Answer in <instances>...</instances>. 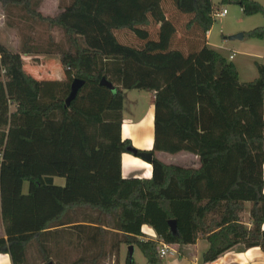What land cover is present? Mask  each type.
<instances>
[{
	"label": "trees",
	"instance_id": "obj_1",
	"mask_svg": "<svg viewBox=\"0 0 264 264\" xmlns=\"http://www.w3.org/2000/svg\"><path fill=\"white\" fill-rule=\"evenodd\" d=\"M162 1L60 0L50 18L38 13L41 0H0L5 12L20 10L17 23L43 24L62 38L49 36L41 49L28 36L18 56L0 44V254L12 264H29L32 244L42 263L52 264L47 245L71 230L82 255L70 264H100L107 250L116 261L121 246L149 257L161 242L182 247L205 236L264 252V65L256 64L255 80L241 83L234 66L208 46L216 12L210 0H169L189 17L185 50L174 48L177 29ZM221 3L264 16V4L254 0ZM121 30L139 44H122L115 35ZM249 36L264 40V26ZM21 55L95 57L97 69L77 71L69 82L36 81L21 72ZM6 69L13 77L3 81ZM74 79L85 83L66 106ZM125 91L154 94L150 179L121 176V155L131 147L121 138ZM155 152L195 155L200 168L165 165ZM247 203L250 229L241 223ZM144 226L157 241L139 240Z\"/></svg>",
	"mask_w": 264,
	"mask_h": 264
},
{
	"label": "rangeland",
	"instance_id": "obj_2",
	"mask_svg": "<svg viewBox=\"0 0 264 264\" xmlns=\"http://www.w3.org/2000/svg\"><path fill=\"white\" fill-rule=\"evenodd\" d=\"M43 0H41L42 2ZM214 9L216 11H220L222 9L227 10V15L223 18H215L214 23L209 31L208 36V44L212 46L211 48L222 55L226 60L231 63L238 73V79L244 82H251L257 78V68L256 64L264 65V40L255 39L249 36V32L256 28H262L264 26V16L262 14H256L253 16H244L241 12V9L238 5L234 3H221L222 0H210ZM162 7L166 14V17L170 19L176 26L177 34L174 40L173 46L174 48H181L185 50L186 39L184 27L188 22L189 17L182 16L177 13L173 5L169 0L162 1ZM17 15H22L20 10L17 8L10 7L6 12L4 11L2 5L0 4V44L6 48L10 53L15 52L14 43V35L16 34L17 39V52L21 48L22 43L25 41V38L30 36L34 41L37 42V46L41 49H45L47 38L50 36L48 32L50 30L43 24L39 23H21L13 19ZM14 28H11V27ZM149 33L151 37H156V26L149 27ZM14 31L15 33L13 34ZM18 32V33H17ZM243 34L242 40H229L230 37ZM115 35L122 44H128L132 46H137L139 42L127 30L115 31ZM52 36V35H51ZM55 38V37H54ZM59 41L62 40L61 37H58ZM231 53H234V58L229 60V56ZM22 56V55H21ZM15 73L17 71V63L12 60V64ZM3 72L2 80H8L13 77V75H8ZM25 76V75H24ZM75 77V76H74ZM76 78V77H75ZM135 101V102H133ZM14 110L13 107L10 108L12 112ZM125 115L134 116L142 121L144 125V134L142 141L146 143L149 138L153 134V126L152 121L150 123V116H152L153 106L149 98V94L143 91H133L131 94H128V99L125 102ZM151 124V126H150ZM137 142V141H136ZM134 148V147H133ZM136 149V148H135ZM162 159L166 162H175L174 159H177L179 156L163 154ZM54 184L62 186L64 184V180L62 178L54 177ZM27 183L23 185V192L27 191ZM62 232L59 233V235ZM65 233V232H63ZM54 240L52 242H61L65 247V258L58 261L55 257L52 264H70L73 259H77L82 255V251L80 249V245L77 243V237L75 231H69L63 237L56 236L53 237ZM107 246L110 245V240H107ZM82 244L86 243L85 241L80 242ZM87 245V244H84ZM79 246V248H78ZM35 245H30L29 248V264H44L42 260L37 255L35 250ZM83 250V249H82ZM151 252V251H150ZM105 258L102 259L100 264H157L152 263L149 260V257L145 255V253L137 246H133V253L130 256L127 247H123V250L118 253V256L115 261L114 252H110L107 250L105 252ZM54 255V252L52 253ZM151 257L155 258L154 253H150ZM167 258V257H166ZM165 258V259H166ZM166 261V260H165Z\"/></svg>",
	"mask_w": 264,
	"mask_h": 264
},
{
	"label": "crops",
	"instance_id": "obj_3",
	"mask_svg": "<svg viewBox=\"0 0 264 264\" xmlns=\"http://www.w3.org/2000/svg\"><path fill=\"white\" fill-rule=\"evenodd\" d=\"M258 3L264 4V0H254ZM60 0H43L38 8V13L44 17L53 18L56 16L59 10ZM242 12V11H241ZM13 34L15 33L14 31ZM48 34L55 37V41H59L58 37H61L60 32L56 29L51 30ZM209 32L206 35L208 44ZM14 43H16L15 52L11 54L17 55V43L19 42L16 34L14 35ZM208 46H210L208 44ZM212 47V46H210ZM233 56L234 53H231ZM229 56V57H230ZM21 72L25 77L36 80V81H60L69 82L74 78L77 71L86 75H94L97 69V60L95 57H84L78 59L76 56H65L58 58L57 56H20ZM232 58V59H233ZM241 83H246L239 80ZM115 87L112 86V91ZM133 91L124 92V104L122 111V125H121V138L123 140H129L131 147L136 148L138 151L150 152L153 145V134L146 143L141 142L144 134V125L142 121L134 116L125 115V102L128 99V94ZM148 93V92H147ZM150 101L153 106L154 94L148 93ZM135 102V101H133ZM152 121L153 126V112L150 116V123ZM151 126V124H150ZM153 129V128H152ZM137 141V142H136ZM162 152H155L154 157L165 165L178 166L185 169L197 170L200 168L199 158L195 155L180 152L174 154L179 156L174 159L175 162H166L162 159L164 156ZM263 179H264V165L262 167ZM152 174L151 166L149 163L144 162L138 157H134L130 153L126 152L121 155V176L124 179L138 178V179H150ZM53 179V183H54ZM64 185V184H63ZM62 185V186H63ZM59 186V185H57ZM264 195V189H263ZM250 204H245V210L241 214V223L248 229L252 226V221L249 216ZM80 221V220H74ZM80 224V223H78ZM76 225V224H75ZM261 230L264 232V222L261 226ZM143 237L139 240L141 242L157 241V236L154 231L144 226L141 229ZM0 238H5L4 230L0 220ZM48 248L52 249L54 255L51 254L52 260H61V255L65 252V245L60 241L58 244H48ZM123 247L129 248L130 246H121L119 253ZM161 245L159 244L155 251V262L157 264H264V252L259 247H253L250 249H242L241 244L235 241H210L207 240L206 236L197 239L195 244L187 246H170L169 253L162 258H158V253ZM30 248V247H29ZM29 248L27 250V257L29 258ZM35 248V247H34ZM36 250V248H35ZM37 253V251H36ZM151 257V255H149ZM167 257V258H166ZM166 258V259H165ZM76 260V259H75ZM73 259V261H75ZM166 260V261H165ZM151 262V261H150ZM0 264H12L9 255L0 254Z\"/></svg>",
	"mask_w": 264,
	"mask_h": 264
},
{
	"label": "water",
	"instance_id": "obj_4",
	"mask_svg": "<svg viewBox=\"0 0 264 264\" xmlns=\"http://www.w3.org/2000/svg\"><path fill=\"white\" fill-rule=\"evenodd\" d=\"M242 39H243V34H238V35H235V36H232L229 38V40H242ZM84 83H85V81L82 79H74L71 82L70 92H69L67 99L65 100L66 106H68L70 104V102L76 97L79 89L83 86ZM102 85L107 86L108 88H110L112 90V86L108 82H106L105 80H102ZM126 151L128 153H130L131 155H133L134 157L140 158L141 160H143L146 163H150L152 160L153 154L150 152L138 151L133 147H128L126 149ZM168 226H169V229H170L172 235H176L177 229H176L175 221H169ZM128 251H129V255L131 256L133 253V247L130 246L128 248ZM48 264H51V263H48Z\"/></svg>",
	"mask_w": 264,
	"mask_h": 264
},
{
	"label": "built area",
	"instance_id": "obj_5",
	"mask_svg": "<svg viewBox=\"0 0 264 264\" xmlns=\"http://www.w3.org/2000/svg\"><path fill=\"white\" fill-rule=\"evenodd\" d=\"M226 15H227V10H225V9H222L220 11H216L214 13V17L215 18H223ZM232 58H233V56H230L229 60H232ZM160 245H161V247H160V250H159V253H158V258L162 259V258H164L167 255V253H169L170 246H168V245H166V244H164L162 242L160 243Z\"/></svg>",
	"mask_w": 264,
	"mask_h": 264
}]
</instances>
